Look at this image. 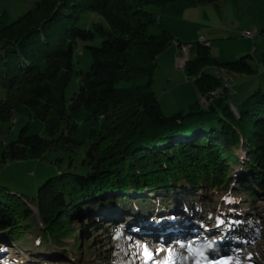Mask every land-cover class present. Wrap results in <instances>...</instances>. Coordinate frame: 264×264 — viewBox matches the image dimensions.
I'll use <instances>...</instances> for the list:
<instances>
[{
  "label": "trees",
  "instance_id": "obj_1",
  "mask_svg": "<svg viewBox=\"0 0 264 264\" xmlns=\"http://www.w3.org/2000/svg\"><path fill=\"white\" fill-rule=\"evenodd\" d=\"M219 1L36 0L17 18L0 13V132H11L26 118L16 138L0 141V162L65 151L82 155L86 166L85 173L68 170L48 178L33 199L0 183V263L27 264L16 246L32 247L28 231L44 226L56 232L59 248L42 236L33 248L37 256L55 250L56 264L81 262L83 242L114 233L106 217L124 229V218L151 228L158 220L169 224L165 210L185 226L195 218V229L226 227L239 244L261 233L264 89L234 108L232 85L222 79L227 74L205 68L246 75L264 69L247 55L220 62L210 45L197 41L185 70L195 76L200 99L167 115L152 87L159 55L171 44H189L174 37L156 7ZM77 50L89 52L85 70ZM75 75L81 86L68 99ZM220 87L223 96L217 95ZM67 220L81 225L62 233L60 222ZM102 231V238L90 240Z\"/></svg>",
  "mask_w": 264,
  "mask_h": 264
},
{
  "label": "rangeland",
  "instance_id": "obj_2",
  "mask_svg": "<svg viewBox=\"0 0 264 264\" xmlns=\"http://www.w3.org/2000/svg\"><path fill=\"white\" fill-rule=\"evenodd\" d=\"M35 1L0 0V13L8 11L12 18H17ZM156 9L158 15L168 25L176 39H180L185 43L196 44L197 41H201V35H204L208 40L211 51L215 49L218 51L220 62L236 60L247 55L250 61L257 66L262 65L264 69V0H221L216 3L193 7H183L182 3L177 2L166 7H156ZM247 31L253 37L247 36L245 34ZM80 50L82 51V48ZM81 51L77 50L76 60H81L79 61V68L85 70L90 63L89 52L85 51L82 54ZM195 51L196 47L190 49L189 54H185V51L180 47L171 44L157 59L152 87L167 115H172L179 110H188L190 104L200 99V93L194 81L195 76L188 75L184 66H181L187 60L195 57ZM205 70L218 75L227 74L222 79L225 85H232L229 87L232 95H229L230 100L234 101L232 106L234 108L237 102L256 89H264V73L262 72L253 75L231 73L217 65L207 66ZM80 86L81 77L78 75L73 76L66 88L67 98L74 97ZM220 94L222 96L226 94L223 87L217 90V95ZM25 121L26 118H23L18 123H14L11 132H0V141L16 138L20 127ZM14 122H17L16 118H14ZM60 157L64 159L56 162ZM68 170L85 173L86 166L83 164V156L74 152L50 151L43 158L14 160L8 163L0 162V183L8 186L13 193L24 194L33 199L37 197L39 187L44 181ZM228 202L234 203L231 199ZM33 208L35 209V218L42 220L38 207L33 205ZM245 212L250 213L247 209ZM259 212L264 216V208L260 209ZM162 213L169 224L163 225L162 221L158 220L155 226L151 228H146L143 224L137 223L132 217L133 221L124 218L127 224L125 226L127 229H124L123 226L114 224L109 217H106L104 224L108 227L113 224L115 227L110 228L114 230V233L101 240L83 242L84 249L81 250L83 258L81 257V259L86 262L85 264H177L179 259L170 257L169 254H165L163 257L148 258L142 250L149 240L145 237L146 234L155 235V238L152 237L153 239L163 241L166 245H169L171 236L159 235L160 233L165 232V230L175 231L170 227L171 225L177 231H184V228L180 227H186L185 224H180L175 215L169 214L166 210ZM193 219H189L188 226L194 224L195 220ZM220 222L222 226L224 221L221 219ZM60 224L65 225L62 233H65L66 228H78L81 225L79 221L73 220L61 221ZM128 224L140 228L141 233L129 230ZM259 224L263 225L261 233L256 235L257 232L255 231L253 237L248 238L249 240L239 245L238 242L232 240L231 235H226V227H206L205 230L209 233H199L200 237L203 238L204 245L215 242L219 247L212 257H202V259L196 258L194 260L198 259L203 264H264V219H260ZM33 230L35 231L32 232ZM33 230L28 231L29 236L27 239L32 247L14 245L19 250L18 256L24 257V262L27 264H56L60 254L55 250L45 252L46 254L42 257L37 256L38 250L35 252L33 249L41 243L42 236L51 241L50 244L53 245V248L55 246L59 248V245L55 244V238H53L56 232L46 226L43 229L36 228ZM185 230L188 231L189 229ZM103 232L105 231H102L99 235L94 233L90 240L102 238ZM176 235L178 234L176 233ZM63 241L70 246V244H73L74 238H66L65 236ZM181 259L183 262L187 260V258ZM73 261V264L83 263V261L77 262L76 259Z\"/></svg>",
  "mask_w": 264,
  "mask_h": 264
},
{
  "label": "bare ground",
  "instance_id": "obj_3",
  "mask_svg": "<svg viewBox=\"0 0 264 264\" xmlns=\"http://www.w3.org/2000/svg\"><path fill=\"white\" fill-rule=\"evenodd\" d=\"M211 54H212V56H217V50L216 49L215 50H212ZM166 234H167V232H163V233H160L159 235H166ZM174 240H173V242H171V245L172 246H176L178 244V241L177 240L174 241ZM154 243H157V242H155V241L152 242V244H154ZM214 247H215V245H214ZM170 253L172 255L171 257L176 258V259H179V261L177 262V264H203L198 259L197 260H194L195 258H193V257L188 258L189 257V254L185 253V251H181L180 250L179 253H176V252H170ZM156 255H159V254L156 253ZM181 258H187V260H184V262H183V260Z\"/></svg>",
  "mask_w": 264,
  "mask_h": 264
},
{
  "label": "built area",
  "instance_id": "obj_4",
  "mask_svg": "<svg viewBox=\"0 0 264 264\" xmlns=\"http://www.w3.org/2000/svg\"><path fill=\"white\" fill-rule=\"evenodd\" d=\"M245 34L247 35V36H250V37H253V35L250 33V32H245ZM201 43H205V44H208V40L206 39V37L204 36V35H201ZM209 45V44H208ZM192 45L191 44H185L184 46H183V50H185V51H187V50H189L190 49V47H191ZM217 56H218V51H217ZM217 56H213V57H217Z\"/></svg>",
  "mask_w": 264,
  "mask_h": 264
},
{
  "label": "water",
  "instance_id": "obj_5",
  "mask_svg": "<svg viewBox=\"0 0 264 264\" xmlns=\"http://www.w3.org/2000/svg\"><path fill=\"white\" fill-rule=\"evenodd\" d=\"M183 50V49H182ZM185 51V50H184ZM189 51H190V49L189 50H187V51H185V54H189ZM187 62V61H186ZM186 62H185V64H182L181 66L183 67L184 66V68H185V66H186Z\"/></svg>",
  "mask_w": 264,
  "mask_h": 264
},
{
  "label": "crops",
  "instance_id": "obj_6",
  "mask_svg": "<svg viewBox=\"0 0 264 264\" xmlns=\"http://www.w3.org/2000/svg\"><path fill=\"white\" fill-rule=\"evenodd\" d=\"M259 66L263 68V66H262V65H259Z\"/></svg>",
  "mask_w": 264,
  "mask_h": 264
}]
</instances>
